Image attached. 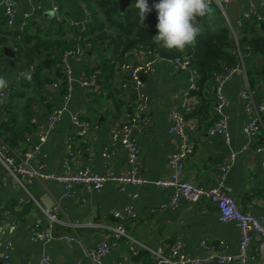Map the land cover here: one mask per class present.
Instances as JSON below:
<instances>
[{"label":"crops","instance_id":"obj_1","mask_svg":"<svg viewBox=\"0 0 264 264\" xmlns=\"http://www.w3.org/2000/svg\"><path fill=\"white\" fill-rule=\"evenodd\" d=\"M14 1L16 13L9 25L0 9V35L5 32L13 39L25 32L31 39L30 47L37 40L58 41L60 47L46 44L48 48L36 52V61L42 62L35 69V64L27 66L15 55L5 53V47L14 52L11 42L0 43V78L14 87L12 101H0V141L17 159L27 148H36L29 166L50 175L64 171L66 139L73 136L72 170L118 174L131 170L119 131L134 115H139L145 121L129 130L128 139L138 148L137 174L148 183L120 186L107 182L100 190L76 184L63 195V185L53 179L24 177L22 186L13 178H4L0 164V264L5 260L10 264H39L43 256H49L55 264H97L92 253L99 242L109 238L106 226L115 223L111 212L126 215L130 207L135 216L124 222L129 238L119 239L99 264H156L154 256L141 245L155 248L174 241H179L183 253L190 257L204 258L208 250L214 255L237 257L240 231L236 223L221 222L217 208L208 200L194 204L181 200L169 205L172 190L153 182L170 174L169 158L179 146L178 136L170 131L171 111L186 102L193 107L185 111V130L193 142V151L186 160L183 178L196 185L211 186L221 174L220 167L227 165V186L239 208L264 219V125L255 134L245 133L256 116L246 110V101L240 96L247 82L258 103L264 98V78L254 71L251 85L247 74L237 72L223 84V94L230 102L224 110L227 137L209 134L215 119L214 84L204 86L199 94L189 95L188 72L171 70L172 60L159 55V46L152 54L153 50L141 44L125 50L123 43L114 45L109 39L87 43L82 54L67 58L71 82L67 81L61 59L75 48V33L84 30L89 21V7L100 22H105L99 0H55L64 20L57 19L49 0ZM250 9L254 13L251 21L259 17L257 24L264 23V0H232L224 7V14L213 7L211 15L198 18V25L204 28L203 21L207 19L209 29L228 27L226 18L234 25ZM243 26L235 30V38L241 37ZM105 29L112 32L108 25ZM148 60L153 70L141 73L142 87L137 94L129 72L132 65ZM253 63L258 68L264 58L256 57ZM244 66L247 69L252 64L244 59ZM83 72L87 76L95 73V83L81 84ZM55 110H60L61 116L48 128V117ZM74 116L88 123L82 135H78L81 128ZM40 130L47 134L43 144ZM52 203L58 206L59 220L51 225L40 206ZM32 226L50 228L54 238L48 242L34 240L30 234ZM65 236L71 239L66 240ZM260 242L256 238L251 241L249 264H264Z\"/></svg>","mask_w":264,"mask_h":264},{"label":"built area","instance_id":"obj_2","mask_svg":"<svg viewBox=\"0 0 264 264\" xmlns=\"http://www.w3.org/2000/svg\"><path fill=\"white\" fill-rule=\"evenodd\" d=\"M232 0H211V8L218 7L224 14V7ZM51 9L56 14L58 20H62L64 17L61 14L59 6L55 3V0H49ZM16 2L14 0H0V9L3 12L5 22L9 25L16 13ZM254 15L253 10L244 11L239 21L232 25L227 20L228 28L231 35L235 38V30L241 28L244 25V21L251 19ZM225 16V15H224ZM226 17V16H225ZM260 21V18H256ZM67 23L73 26V22L67 20ZM155 54V50L152 51ZM83 48L77 45L74 49L69 50L63 54L61 59L63 70L68 82H71L70 69L67 64L68 57L82 54ZM239 61L235 66L225 67L223 71L216 74L214 77V91L212 110L215 115V119L208 129L209 134H221L226 136L227 132V117L224 115V110L229 106L230 102L223 94L222 87L225 82H228L232 76L237 72H242L246 75V68L244 66V58L250 55L249 48L245 47L243 53L238 51ZM170 68L173 71L184 70L189 74L188 77V94L198 88L199 73L196 67L192 64L191 60L187 56H179L170 61ZM152 62L150 60L135 64L131 66L129 75L133 83V89L139 94L142 87V80L140 78L141 73H152ZM96 81V74L87 76L86 73H82L80 76L81 84L88 86L94 84ZM248 83L240 91V96L246 101L245 108L247 111H252L256 118L253 119L245 128V133L255 134L258 132L259 127L264 125V98L258 103L252 97L248 89ZM13 92V86L7 85L6 88L0 89V101L4 103L9 102ZM140 95L137 96V101L140 103ZM186 102H181L179 105L174 106L171 111V125L170 131L177 135L179 138V146L177 151L171 154L169 158L170 174L168 177L155 180L153 183L161 188H168L172 190V194L169 198V205H176L179 201L184 200L190 203H197L201 200L210 201L216 208L218 218L221 222H234L237 224L240 231L239 241V254L237 257H231L230 255L220 253L212 254L210 250L207 251V255L204 258L190 257L182 251V246L179 241H174L167 245H158L155 248H149L141 245V248L149 251L155 259L156 264H249V246L254 238L260 239V248L264 247V219H259L253 216L250 212L241 210L229 192L227 186L226 172L227 165L220 167L221 174L215 179L214 184L211 186H200L189 182L184 179L182 174L185 169L186 160L193 151V142L187 131L185 130V111H191L193 107L187 106ZM138 108L142 109V105H138ZM61 116L60 110H55L48 117V128L52 127L53 123ZM74 122L81 128L78 135H82L88 127V123L81 121L77 116L73 117ZM145 119L139 115H134L130 123H125L121 126L119 133L122 137V143L125 145L128 151V162L131 166V170L128 172H121L115 174L113 172H107L105 174H94L88 170L74 171L71 169V159L74 157L72 150V144L74 142L73 136H69L66 139V146L68 150V156L64 162V171L62 173L44 175L40 172L33 170L29 166V161L33 158L36 148L29 147L25 150L22 158L17 159L12 154L10 149L2 141H0V164L4 168V178H13L19 184H22L21 178L24 177H40L42 179H53L63 185V195L68 194L71 188L76 184H81L85 187H91L95 190H100L107 182H114L120 186L129 184L143 185L148 183V180L137 174L136 160L138 154V148L135 143L128 139V132L131 128L139 126ZM117 136V134H115ZM227 137V136H226ZM40 143L43 144L47 140V134L44 130L39 132ZM26 144L29 143V139H25ZM41 211L52 225L58 222V206L56 203L50 205L40 206ZM111 215L115 219V223L108 225L109 238H105L99 242L97 247L92 253V258L95 263L99 264L103 258H105L116 245V242L125 237L129 238L126 232L124 222L130 220L135 216L133 207H130L126 213L120 214L118 212H111ZM31 237L34 240L48 242L54 238V234L51 229H43L32 226L30 228ZM66 240H70L71 236H65ZM204 245V242H202ZM136 252V251H134ZM3 264H10L8 261H4ZM39 264H55L52 262L49 256H43Z\"/></svg>","mask_w":264,"mask_h":264},{"label":"trees","instance_id":"obj_3","mask_svg":"<svg viewBox=\"0 0 264 264\" xmlns=\"http://www.w3.org/2000/svg\"><path fill=\"white\" fill-rule=\"evenodd\" d=\"M99 1L105 22H100L94 9L89 7L90 19L84 30L75 33L73 48L77 45L84 48L87 43L95 44L97 41H103L104 39H109V42L114 45L123 43L125 50L135 44H141L148 50L158 48V45L153 41V37L157 34L155 27L158 22L157 12L152 6L158 3L159 0H148L149 7L152 10L146 14L143 24L140 23L138 10L133 7L135 0L131 1L130 6L124 12L118 11L115 0ZM251 19L244 23L240 38H234L226 25L217 26L212 30L209 29L208 20L203 21L204 28H201L202 32L197 37L195 46H189L183 51V56L190 58L199 73L198 88L192 91L191 94H199L204 86L213 85L215 75L223 71L225 67L235 66L239 61L238 51L242 55L245 47L249 48L250 55L244 59L249 60L252 64L251 68L246 69L249 84L252 85L251 75L254 71L259 77L264 78V64L256 68L255 63H253V59L256 57L264 58V30H260L257 24L258 21L255 18L253 21ZM105 25H108L112 32L107 33ZM7 41L12 43L15 57L24 61L27 66L35 64V69L42 62L36 61L38 58L36 52L44 51V47H47L46 44H49L48 47L50 48L53 45H56L55 47L58 49L60 47L58 41L50 40H37L34 46L30 47L31 39L25 32L14 35L13 39L9 38L5 32L1 33L0 43H6ZM12 95L9 102L12 101ZM8 116L10 117V114Z\"/></svg>","mask_w":264,"mask_h":264},{"label":"clouds","instance_id":"obj_4","mask_svg":"<svg viewBox=\"0 0 264 264\" xmlns=\"http://www.w3.org/2000/svg\"><path fill=\"white\" fill-rule=\"evenodd\" d=\"M138 10L140 23L152 8L148 0H135L133 5ZM157 12L155 25L157 34L153 41L160 49L171 52H183L189 46H195L202 29L198 18L212 14L211 0H159L152 6ZM7 80L0 78V89L7 87Z\"/></svg>","mask_w":264,"mask_h":264},{"label":"water","instance_id":"obj_5","mask_svg":"<svg viewBox=\"0 0 264 264\" xmlns=\"http://www.w3.org/2000/svg\"><path fill=\"white\" fill-rule=\"evenodd\" d=\"M131 1L132 0H116V3L118 4V10L119 12H124L126 10L127 7L130 6L131 4ZM259 27L264 30V23L262 22H259ZM4 51L5 53L10 56V57H14V52L12 49L8 48V47H5L4 48ZM159 55L162 57V58H165V59H169V60H173L174 58L176 57H179L180 56V52L178 50H175V51H172V52H169L167 50H164V49H159ZM141 74H140V78H141ZM235 264H239L238 262H235Z\"/></svg>","mask_w":264,"mask_h":264}]
</instances>
